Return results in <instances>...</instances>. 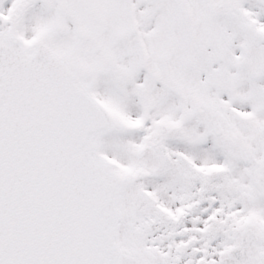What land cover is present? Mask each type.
<instances>
[{
  "label": "snow or ice",
  "instance_id": "obj_1",
  "mask_svg": "<svg viewBox=\"0 0 264 264\" xmlns=\"http://www.w3.org/2000/svg\"><path fill=\"white\" fill-rule=\"evenodd\" d=\"M0 264H264V0H0Z\"/></svg>",
  "mask_w": 264,
  "mask_h": 264
}]
</instances>
